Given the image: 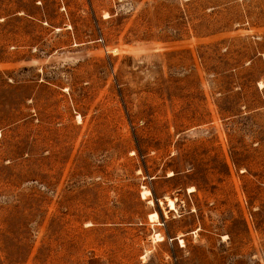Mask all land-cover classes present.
<instances>
[{
	"label": "rangeland",
	"instance_id": "rangeland-1",
	"mask_svg": "<svg viewBox=\"0 0 264 264\" xmlns=\"http://www.w3.org/2000/svg\"><path fill=\"white\" fill-rule=\"evenodd\" d=\"M0 264H264V0H0Z\"/></svg>",
	"mask_w": 264,
	"mask_h": 264
},
{
	"label": "bare ground",
	"instance_id": "bare-ground-1",
	"mask_svg": "<svg viewBox=\"0 0 264 264\" xmlns=\"http://www.w3.org/2000/svg\"><path fill=\"white\" fill-rule=\"evenodd\" d=\"M149 194H150V191H149V190H144V191L142 192V197H143V198H146V196L149 195ZM170 205L173 206V201H170ZM150 216H151V217H155V216H157V213H153V214H151ZM161 240H162V238H161Z\"/></svg>",
	"mask_w": 264,
	"mask_h": 264
}]
</instances>
